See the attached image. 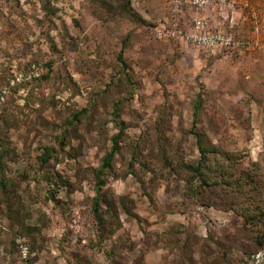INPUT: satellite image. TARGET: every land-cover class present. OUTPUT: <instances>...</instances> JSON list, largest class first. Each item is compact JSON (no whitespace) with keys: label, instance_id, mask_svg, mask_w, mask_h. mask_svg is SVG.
I'll return each mask as SVG.
<instances>
[{"label":"rangeland","instance_id":"1","mask_svg":"<svg viewBox=\"0 0 264 264\" xmlns=\"http://www.w3.org/2000/svg\"><path fill=\"white\" fill-rule=\"evenodd\" d=\"M208 1L0 0V264H264V0Z\"/></svg>","mask_w":264,"mask_h":264},{"label":"built area","instance_id":"2","mask_svg":"<svg viewBox=\"0 0 264 264\" xmlns=\"http://www.w3.org/2000/svg\"><path fill=\"white\" fill-rule=\"evenodd\" d=\"M221 4H225V2ZM192 5L197 8L206 7L210 4L208 0H191ZM228 6H232L228 4ZM158 39H170L179 37L186 43H190L196 47L204 48L208 51H217L225 48H231L238 45L243 46L244 42H240L224 31L211 30L208 26L207 20L204 17H193L190 29L182 30L175 28H162L155 32ZM18 79L19 76H16ZM5 90L1 91V97Z\"/></svg>","mask_w":264,"mask_h":264},{"label":"trees","instance_id":"3","mask_svg":"<svg viewBox=\"0 0 264 264\" xmlns=\"http://www.w3.org/2000/svg\"><path fill=\"white\" fill-rule=\"evenodd\" d=\"M128 6H129V0H125L123 9L125 10V13L127 12L128 14H130L132 12ZM137 19L142 21L141 18H137ZM199 106H200V103L197 100L194 104V113L195 114L198 112ZM193 126H195L194 121H193ZM122 133H123V127L119 128V132L117 133V135H115L112 138V145H111L109 151L105 154V156L102 159V163H101L100 168L97 172V182H96L97 183V185H96L97 191H99V187H101L104 184V179H103L104 173L106 171H108L112 166L114 156L118 152V149H119V140L121 138ZM199 154H200L199 159L195 163L189 164L188 168H189V172H191L193 176H195L197 178H201L202 182H204L202 179V169H203L204 163H205V150H204V148H199ZM93 210H94V212L98 211V194L95 196L94 201H93Z\"/></svg>","mask_w":264,"mask_h":264}]
</instances>
